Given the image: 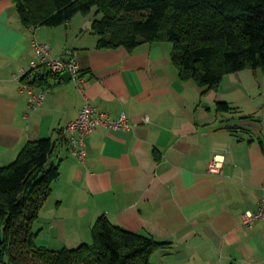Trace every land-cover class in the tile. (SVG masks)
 <instances>
[{
  "label": "crops",
  "instance_id": "crops-1",
  "mask_svg": "<svg viewBox=\"0 0 264 264\" xmlns=\"http://www.w3.org/2000/svg\"><path fill=\"white\" fill-rule=\"evenodd\" d=\"M83 22L28 27L12 0H0V167L29 141L56 142L51 162L59 175L42 207L53 222L48 232L37 229L35 243L57 250L48 237L63 232L64 246L90 242L104 215L164 243L151 252V264H264V218L242 223L244 212L257 210L264 183V72L244 68L206 90L179 78L170 42L98 48L91 19ZM35 40L48 43L53 58L72 51L84 95L63 72L47 75L38 87H45L41 103L28 108L15 74L38 61ZM84 96L98 111L125 114L134 127L98 125L81 161L63 129ZM218 102L230 109L217 110ZM216 155L220 173L207 170Z\"/></svg>",
  "mask_w": 264,
  "mask_h": 264
},
{
  "label": "trees",
  "instance_id": "trees-1",
  "mask_svg": "<svg viewBox=\"0 0 264 264\" xmlns=\"http://www.w3.org/2000/svg\"><path fill=\"white\" fill-rule=\"evenodd\" d=\"M12 2L20 22L32 28L92 14L98 48L132 50L141 43L168 41L179 78L206 90L244 68L264 72V0ZM47 75L57 76L34 70L22 81L39 87ZM216 108L227 111L230 106L218 102ZM55 146L51 138L29 141L12 162L0 167V264H151V252L164 243L115 225L104 215L94 222L90 242L57 250L35 243L34 224L59 175L51 162Z\"/></svg>",
  "mask_w": 264,
  "mask_h": 264
},
{
  "label": "built area",
  "instance_id": "built-area-1",
  "mask_svg": "<svg viewBox=\"0 0 264 264\" xmlns=\"http://www.w3.org/2000/svg\"><path fill=\"white\" fill-rule=\"evenodd\" d=\"M34 51L38 56V61L30 63L27 69H20L18 74H15L16 79L21 83L20 88L28 94V108H36L42 101L44 88H38L31 84L22 81V78L30 71L39 70L40 68L47 69L52 73H62L68 71L71 75V80L75 87L84 95V80L79 74V66L74 58L72 51H66V58H53L50 56V46L45 42L34 41ZM146 119V117H145ZM103 125L108 128L131 130L134 123L130 122L125 114H120L118 117L105 111H98L91 105L88 99L84 96V102L81 106L78 116L71 120L63 129L66 134L69 152L79 160L83 161L86 154L85 139L98 126ZM222 160L216 155L207 165L209 172L220 173ZM264 218V183L262 185V194L259 200V205L256 211H246L243 214V225H249L253 220Z\"/></svg>",
  "mask_w": 264,
  "mask_h": 264
},
{
  "label": "rangeland",
  "instance_id": "rangeland-1",
  "mask_svg": "<svg viewBox=\"0 0 264 264\" xmlns=\"http://www.w3.org/2000/svg\"><path fill=\"white\" fill-rule=\"evenodd\" d=\"M87 18V19H91L92 18V14H89L87 16H84V15H81V14H75L72 18V22H73V25L76 26V27H82L83 26V20ZM262 87V85H261ZM44 206V205H43ZM53 222V219L51 218V215L49 213V211H46V209L43 211V209L40 210L39 212V215H38V218L34 224V229L37 230V229H40V231H42V228H43V231H47V225L51 224ZM63 234L65 235H62L60 236V239H57L55 240V238H50L48 237V239H50V244H51V247L50 248H60L61 246H64L63 244V241L68 237L69 233L67 232H63ZM49 235V234H47ZM41 238H47L46 235H43L42 233L40 234V239ZM65 246L66 247H76V245H71V243L69 242H66L65 243ZM36 261V260H35ZM38 262V261H36Z\"/></svg>",
  "mask_w": 264,
  "mask_h": 264
},
{
  "label": "water",
  "instance_id": "water-1",
  "mask_svg": "<svg viewBox=\"0 0 264 264\" xmlns=\"http://www.w3.org/2000/svg\"><path fill=\"white\" fill-rule=\"evenodd\" d=\"M64 60H67V58ZM41 70L44 71V68H41ZM62 77H63L64 81H66V82L71 79V75L68 71L63 72Z\"/></svg>",
  "mask_w": 264,
  "mask_h": 264
}]
</instances>
